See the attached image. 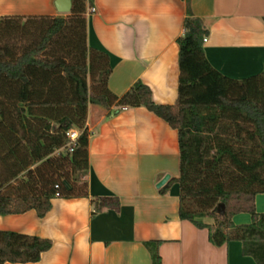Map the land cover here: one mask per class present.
Listing matches in <instances>:
<instances>
[{
	"label": "trees",
	"instance_id": "16d2710c",
	"mask_svg": "<svg viewBox=\"0 0 264 264\" xmlns=\"http://www.w3.org/2000/svg\"><path fill=\"white\" fill-rule=\"evenodd\" d=\"M87 3L71 0L63 16H0V215L33 209L43 217L54 197L87 196L78 178L88 166V105L115 106L110 114L144 106L177 131L179 176L160 192L178 183L179 218L206 228L215 246L240 241L243 255L264 264V212L255 210L264 193V70L235 79L215 69L204 54L208 30L188 12L176 39L175 103H154L141 81L115 95L108 55L86 42ZM70 128L81 131L71 151ZM92 202L94 212L119 208L117 197ZM240 212L251 221L234 224ZM159 243L143 242L151 264H162ZM50 247L49 239L0 230V264L36 262Z\"/></svg>",
	"mask_w": 264,
	"mask_h": 264
},
{
	"label": "crops",
	"instance_id": "0c3cea01",
	"mask_svg": "<svg viewBox=\"0 0 264 264\" xmlns=\"http://www.w3.org/2000/svg\"><path fill=\"white\" fill-rule=\"evenodd\" d=\"M188 12L208 30L204 54L215 69L235 79L264 70V0H90L86 42L108 55L111 92L121 96L141 81L154 103H175L176 39ZM66 14L55 0H0V16ZM112 109L87 108V196L54 197L43 217L33 209L0 215V230L51 241L36 262L3 264H151L143 244L149 240L160 241L162 264H256L240 241L215 246L206 228L179 218L177 182L160 192L179 176L177 131L144 106ZM95 197H117L119 208L94 212ZM255 210L264 212V193L255 195ZM232 220L247 224L251 216L240 212Z\"/></svg>",
	"mask_w": 264,
	"mask_h": 264
},
{
	"label": "water",
	"instance_id": "95a60500",
	"mask_svg": "<svg viewBox=\"0 0 264 264\" xmlns=\"http://www.w3.org/2000/svg\"><path fill=\"white\" fill-rule=\"evenodd\" d=\"M55 7L57 11L60 13H68L71 9V0H55ZM169 176L165 175L158 183V187L162 186L163 184L166 183L168 180ZM223 205H218L217 207V212L221 213L222 212Z\"/></svg>",
	"mask_w": 264,
	"mask_h": 264
},
{
	"label": "built area",
	"instance_id": "2783aa9c",
	"mask_svg": "<svg viewBox=\"0 0 264 264\" xmlns=\"http://www.w3.org/2000/svg\"><path fill=\"white\" fill-rule=\"evenodd\" d=\"M90 12H93L94 11V8L91 7L89 9ZM206 38H204V41H205ZM80 130L77 129V128H70L66 131L65 135H66V139H67V144L66 146L68 147V149L71 151L72 150V147L74 146L75 142H76V139L77 137L79 136L80 134ZM57 187V185L55 186Z\"/></svg>",
	"mask_w": 264,
	"mask_h": 264
},
{
	"label": "rangeland",
	"instance_id": "374dc122",
	"mask_svg": "<svg viewBox=\"0 0 264 264\" xmlns=\"http://www.w3.org/2000/svg\"><path fill=\"white\" fill-rule=\"evenodd\" d=\"M83 182H84V180L81 178V174H79L78 184L81 185V183H83Z\"/></svg>",
	"mask_w": 264,
	"mask_h": 264
}]
</instances>
